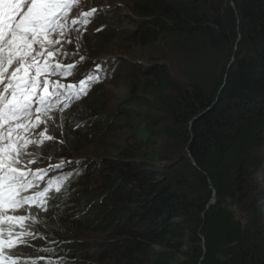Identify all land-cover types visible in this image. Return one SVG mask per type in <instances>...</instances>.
I'll return each instance as SVG.
<instances>
[{
	"label": "trees",
	"instance_id": "obj_1",
	"mask_svg": "<svg viewBox=\"0 0 264 264\" xmlns=\"http://www.w3.org/2000/svg\"><path fill=\"white\" fill-rule=\"evenodd\" d=\"M126 6L137 18H126L132 26L126 40L149 48L150 56L137 69L139 93L124 96L114 113L121 142L111 150L103 144L116 131L110 116L100 115L111 80L127 64L98 58L97 44L119 38L102 30L116 21L104 11L85 53L89 61L81 63L88 83L72 93L74 115L60 136L29 151L32 170L51 166L36 191L53 183L48 213L28 221L39 237L28 258L264 264V0H130ZM100 107L103 113L94 114ZM81 154L93 157L77 164L73 158ZM59 161L64 166L54 167Z\"/></svg>",
	"mask_w": 264,
	"mask_h": 264
},
{
	"label": "snow or ice",
	"instance_id": "obj_2",
	"mask_svg": "<svg viewBox=\"0 0 264 264\" xmlns=\"http://www.w3.org/2000/svg\"><path fill=\"white\" fill-rule=\"evenodd\" d=\"M66 7L65 0H0V264H40L38 259L28 258L33 256L29 251L34 248L32 241L39 238L28 221L38 223L39 214L48 213L53 182L49 180L48 187L36 191L51 166L35 171L29 167L35 161L26 149L38 141L26 138L25 134L43 123L41 109L36 107L35 122L31 119L32 110L34 106L44 105L50 93H58L66 101L74 98L72 93L66 95L60 91L71 89L72 85L41 79L72 67L59 62L51 65L48 59L66 57L51 47L61 43L56 33L59 30L63 34L60 16ZM76 23L74 20L73 24ZM87 83L80 81L82 87ZM75 98H79L78 94ZM44 115L48 117V112ZM39 135L52 139L47 130ZM63 166L61 163L54 167ZM55 192H61L59 184ZM41 251L48 253L55 249L45 247ZM47 264L62 262L49 260Z\"/></svg>",
	"mask_w": 264,
	"mask_h": 264
},
{
	"label": "rangeland",
	"instance_id": "obj_3",
	"mask_svg": "<svg viewBox=\"0 0 264 264\" xmlns=\"http://www.w3.org/2000/svg\"><path fill=\"white\" fill-rule=\"evenodd\" d=\"M67 7L60 16V21L64 25L63 34H60L58 30L56 33V38L61 41L59 44L51 45L54 51H62L66 54V57L55 56L49 59L51 65H55L59 62L61 65L72 67H65L64 71L60 73V70H57L58 74L42 76L41 79H49L53 82H58L65 85H72L71 89H61L63 93H72L81 89L82 86L80 81L82 80V74L84 70L81 66L83 61H89L85 56L86 51L90 48L91 44L94 43L96 34H98V28L103 25V22L97 20L100 12L108 11L113 12L112 14L116 15V21L111 20L109 24L103 25L102 30L110 29L112 33V38L119 36L118 40L115 42V39L109 44H97V51L102 53L98 58H102L108 61H113L120 59L125 61L127 64L122 63L120 69L115 73V80L113 84V91L108 95L109 102L105 103L104 113L103 108L92 109L94 114L100 115L101 117L111 118V123L116 132L111 131L107 136V139L103 144L111 150L116 146L117 136L119 135L118 117L114 113H117L124 106L120 101L124 96L132 95L136 85L139 80V72H137L139 67H146L148 65V56H150V49L147 47L136 46L135 44L128 42L126 40L127 35L132 31V26L129 25L126 21V18L137 19L136 16L130 11L126 4L130 5V0H65ZM95 14V15H94ZM100 18V17H99ZM77 21L76 24H73V21ZM115 29V30H114ZM36 47V46H34ZM104 60V61H105ZM86 63V62H85ZM103 63V62H101ZM111 68H108L106 73L109 74ZM84 76V75H83ZM138 77V78H137ZM81 78V79H80ZM43 93V89H40ZM139 92H134V95H137ZM132 102H128L127 106L132 108ZM73 103L71 100H65L64 96L57 94H51L45 98L44 105H37L33 107L32 110V121L35 122L36 119V107L41 109L40 117L43 123L39 124L34 129H29L26 132V138L34 139L38 142L44 140V137L39 135L40 132L47 130V133L52 136V139L60 136L59 133L62 132L65 128V125L68 124L69 119L74 115L72 107ZM87 107H90L89 105ZM102 108V109H101ZM48 112V118L44 115V112ZM92 113V115H93ZM96 116V115H95ZM33 145H30L26 151H31ZM30 153V152H29ZM102 154H98L101 156ZM31 156V153H30ZM93 157V156H92ZM90 155H76L73 158V161L79 160L80 163H86L88 159L92 158ZM61 163V161H59ZM91 168V166L89 167ZM35 171V170H33ZM90 173L89 175H91ZM96 177L95 174L91 176Z\"/></svg>",
	"mask_w": 264,
	"mask_h": 264
},
{
	"label": "water",
	"instance_id": "obj_4",
	"mask_svg": "<svg viewBox=\"0 0 264 264\" xmlns=\"http://www.w3.org/2000/svg\"><path fill=\"white\" fill-rule=\"evenodd\" d=\"M215 203V198L213 197V199H212V204H214Z\"/></svg>",
	"mask_w": 264,
	"mask_h": 264
}]
</instances>
